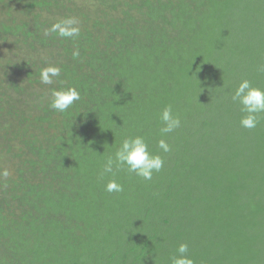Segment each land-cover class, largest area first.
I'll return each mask as SVG.
<instances>
[{
	"label": "trees",
	"instance_id": "trees-1",
	"mask_svg": "<svg viewBox=\"0 0 264 264\" xmlns=\"http://www.w3.org/2000/svg\"><path fill=\"white\" fill-rule=\"evenodd\" d=\"M69 17L79 36L45 35ZM244 79L264 89V0H0V264H171L182 243L195 264H264V114L240 126ZM68 87L81 99L51 109ZM136 135L164 168L104 173Z\"/></svg>",
	"mask_w": 264,
	"mask_h": 264
},
{
	"label": "clouds",
	"instance_id": "clouds-1",
	"mask_svg": "<svg viewBox=\"0 0 264 264\" xmlns=\"http://www.w3.org/2000/svg\"><path fill=\"white\" fill-rule=\"evenodd\" d=\"M56 33L60 38H74L79 36V21L75 17L62 19L52 25L45 32V35ZM79 51L73 52V57H78ZM61 69L56 66H48L41 69L40 81L43 84H52L53 78L60 75ZM81 99L80 92L75 87L53 90L50 108L54 111L64 113L68 111L76 102ZM233 102L240 106L243 114L239 121L240 126L245 129L255 128L261 120V114H264V89L253 86L247 80H242L236 87L232 95ZM161 119L163 127L162 134L174 132L181 126L179 117L173 115L171 106L164 108ZM159 149L164 153L171 151V146L166 140L161 139L157 142ZM165 166V160L160 154L150 150L149 142L142 135L127 136L120 143L114 156H110L104 163V173H112L114 168L126 169L127 172L135 174L145 181H150L154 173H159ZM4 176L8 175L5 170ZM123 185L115 179H111L105 186V191L109 193L122 192ZM171 264H195V261L189 255V246L182 243L176 249L174 255L170 257Z\"/></svg>",
	"mask_w": 264,
	"mask_h": 264
}]
</instances>
